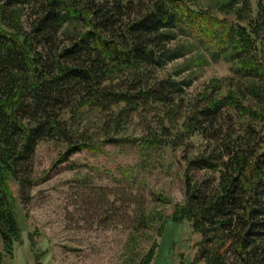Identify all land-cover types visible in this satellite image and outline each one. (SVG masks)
<instances>
[{
    "label": "trees",
    "instance_id": "obj_1",
    "mask_svg": "<svg viewBox=\"0 0 264 264\" xmlns=\"http://www.w3.org/2000/svg\"><path fill=\"white\" fill-rule=\"evenodd\" d=\"M186 53L184 67L224 60L229 73L192 87L177 77L182 68L168 69ZM41 141L64 145L53 165L108 144L158 161L182 150L184 199L167 218L188 222L199 240L181 264H264V0H0V241L9 253L23 234L12 183L21 191L42 181L29 176Z\"/></svg>",
    "mask_w": 264,
    "mask_h": 264
},
{
    "label": "rangeland",
    "instance_id": "obj_2",
    "mask_svg": "<svg viewBox=\"0 0 264 264\" xmlns=\"http://www.w3.org/2000/svg\"><path fill=\"white\" fill-rule=\"evenodd\" d=\"M190 54L168 69L182 68L177 77L190 76L192 87L229 73L224 60L184 67ZM63 150L62 143L39 142L29 176L42 181L21 191L12 183L23 197L22 242L9 253L0 241V264H138L154 242L150 264L187 263L195 256L199 235L188 222L176 226L167 218L184 199L182 150L170 149L158 161L156 152L142 155L133 146L108 144L104 153L81 150L53 165Z\"/></svg>",
    "mask_w": 264,
    "mask_h": 264
}]
</instances>
